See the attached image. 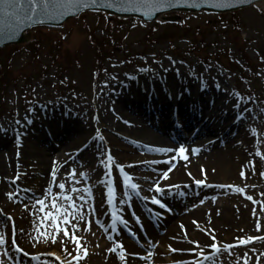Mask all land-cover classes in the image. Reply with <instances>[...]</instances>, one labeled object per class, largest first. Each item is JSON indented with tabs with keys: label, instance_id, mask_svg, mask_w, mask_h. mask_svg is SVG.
I'll list each match as a JSON object with an SVG mask.
<instances>
[{
	"label": "rangeland",
	"instance_id": "1",
	"mask_svg": "<svg viewBox=\"0 0 264 264\" xmlns=\"http://www.w3.org/2000/svg\"><path fill=\"white\" fill-rule=\"evenodd\" d=\"M172 17L176 18V22H171ZM28 34V43L0 49V140L4 144L9 143L8 146L0 147V234L5 238L4 245H0V261L3 264H60L55 256L64 259L59 244L63 233L57 236L58 243L55 245L40 242L44 239L40 234L54 233L55 228L46 219L45 213L51 210L53 196L60 198L64 195H71L77 208L85 214L83 221H72L78 225L77 235L82 237V244L88 249L87 257L80 264H126L119 260V250L116 253L109 251L118 244L125 245L126 239L138 250L146 252L142 258L140 254H132V259L140 261L141 264L153 263L155 247H163L159 245L158 239L153 241L152 248L147 247L145 242L143 243L146 246L141 245L122 227L120 220L133 222V216H137L138 210L142 211L145 207L153 210L159 206L152 204L153 195L165 203L167 208L168 195L172 196V193L164 195L167 186L163 185L168 181L164 175L157 181L134 178L136 174L143 176L152 173L145 165L158 163L152 159L156 153H142L141 155L148 154L152 157L142 162L128 159L134 156L129 151L134 150L133 146L138 142L130 136V125L126 124L128 121H123V127L114 131L115 121L110 116V121L102 123V134H98L99 137L102 135L101 140L105 145L96 143V148L94 144L90 146L85 143L78 152L84 151L72 157L71 150L67 149L79 146L71 145L79 137L75 130L44 132L40 125L41 130L37 133L34 120L40 121L35 110L38 105L46 106L54 102L55 106L62 104L76 113L83 110L82 113L94 112L101 91L115 90L112 86L115 79L137 71L145 64L154 65L158 59L168 63L175 62L178 66L180 64L191 73L211 71L210 74H220L224 77L225 91L232 92L240 102L239 106L243 108L241 117L248 118L247 123L233 116L225 120L222 118L217 130L208 126V133L202 129L196 133L197 137L190 139L189 134L194 133L196 128L191 130L190 127L187 131L176 132L170 124L165 123L175 132L170 135L166 131L168 136L165 138L174 145L178 143V149L183 147L189 159L194 156L193 158L201 160L202 155L211 156L217 151L226 156L229 152V156H226L229 164L244 171L243 188L237 186L243 191L238 195L243 200L244 196H252L251 203L255 205V209L251 213L250 210L247 211L241 219L242 225L254 228V237H264V1L225 15L173 12L153 23L120 19L103 13H85L67 21L60 28L37 27ZM104 86L106 87L102 88ZM102 96L105 100L98 101L100 110H114L115 103L107 99L106 94ZM123 109L132 122H139L154 130L146 121L142 106L126 102ZM192 111L204 118L217 116L215 112L210 113L213 112L210 109ZM76 113L73 112L81 122L90 123L91 119H84ZM223 121L228 122L229 126H224ZM205 122L208 124L207 120ZM105 136L118 141V145L114 149L108 147ZM207 138L218 140L212 145L213 149H207L210 147L204 143ZM182 141L187 142V145L197 146L190 149L180 143ZM199 142L202 144L198 145ZM139 143L141 146L145 145L141 141ZM11 147L16 151L14 156L9 155ZM109 155L112 157L111 163L108 160ZM240 155H243L242 158ZM179 156L181 155L178 152L175 159L178 160ZM26 164L30 167L24 173L22 171ZM120 167L127 174L131 172V182L139 185V193L125 186ZM53 169L56 170L55 180L52 176ZM174 169L176 165L171 160L165 170H161L172 172ZM81 172L85 175L81 176ZM60 183L65 184V189H59ZM157 184L163 189V194L155 190ZM183 185L186 190L191 191L194 186H207L196 183ZM146 187L149 191L143 192L142 189ZM209 187L212 190L217 188L216 185ZM171 188L173 186H168V190ZM109 189L115 190L112 204L108 202ZM209 190H200L198 194L202 195L197 201L186 203L180 208L186 212L198 208V201L209 196L212 192ZM9 193H12V199L8 198ZM118 197L121 198L119 204ZM40 198L47 205L44 212L39 211L37 200ZM57 202L71 211L68 201L58 199ZM113 212L119 218L115 227ZM169 214L171 211L167 215ZM156 218L159 219L157 216ZM177 219L174 218L173 222ZM59 223L61 227L70 229L69 235L76 231L71 229V224L64 225L63 218ZM119 227L122 231L115 230ZM143 229L140 225L138 232L144 233ZM165 230H155L156 235L162 238ZM120 233L126 234V239L119 237ZM34 237L37 239H33ZM191 239L194 237L187 236L185 239L176 240L169 238V242L183 245L186 250L173 248L178 251H170L162 257L177 258L173 264L200 261L195 240ZM261 241L263 243L260 245L258 241H254L255 243L244 246L250 248L249 250H240L242 246L227 250L222 248L219 254L212 250L207 255L210 258L201 261V264H231L235 253L240 254V251L250 254L254 264H264V255H261L264 253V240ZM213 243L217 242L209 238L208 245ZM17 247L27 251L28 255L17 251ZM68 248L74 254V245L69 244ZM246 260L249 263V259Z\"/></svg>",
	"mask_w": 264,
	"mask_h": 264
},
{
	"label": "bare ground",
	"instance_id": "2",
	"mask_svg": "<svg viewBox=\"0 0 264 264\" xmlns=\"http://www.w3.org/2000/svg\"><path fill=\"white\" fill-rule=\"evenodd\" d=\"M209 72L211 71H197L195 73H191L189 69H184L180 64L178 66L175 62L168 63L158 59L154 65L145 64L141 69L131 71L129 74L124 75L119 79H115V83L112 85L115 90L104 89V91H101L102 95L106 94V98L111 99V101L115 103V109L112 111L109 109L106 112L100 110V104H98V101L105 100L101 94L97 99L94 112L89 111L82 113L84 112L83 110L81 113H76L65 105L57 104L58 107L55 106V102L53 104L49 103L46 106L38 105L35 109L40 119V121L36 119L34 120V126L37 128V133L40 132L41 128L39 126L41 125L43 126L44 132L51 130L54 133H60L64 130H75L79 134L77 141L71 144L72 146L74 144H79L78 148L72 147L71 149H67L68 151L71 150L72 157H76L84 151L81 150L78 152L80 147H82L85 143L90 146L94 144V147L96 148V143L105 145L103 140H101L102 135L99 137L98 134H102V123L110 121L111 118L115 121L113 124L114 131L123 127L122 124H125L123 121H128L126 124L130 125V136L138 142V144L135 143L133 146L134 150L131 149L129 151L134 156L131 158L127 157L128 159H132L135 162H142L152 158H150L148 154L147 156L141 155L142 153H156V156L152 159L158 163L154 162L153 164L145 165L146 169L150 170L149 172L152 173L143 174V176L136 174V177L134 178L146 179L147 181H157L162 179V175L167 173L169 178L165 179L168 181L164 183L163 187L167 186V189L164 190V195L172 193V196L168 195V206L165 209H161L159 206H156L153 210L145 207L144 210L137 211V216H133L135 218L133 219V222L122 223V227L126 228L128 232L141 243V245H144L143 242H145L147 247L152 248L154 246L153 241L158 239L159 245L163 247H155V258L153 259L152 264H173L174 261L178 260L174 257L169 259L162 257V255L170 253V249L185 248V246L176 242H169V238L176 240L185 239L187 236H193L194 239L191 240H195V242H199L201 245V248H195L196 251L199 252L198 258L201 259V252L207 256L213 250L212 247L208 245L209 238L212 239L213 235L216 237V242L222 246L238 242V238L240 237H254L255 235L254 228L250 229L248 226L245 227L242 225L243 223L241 219L245 217L244 215L245 213H248L247 211L250 210L251 213L253 208L255 209V205H252L251 200H248L245 196L243 200L235 191L237 186H241L243 188L242 184L245 182L244 175L241 176L240 173L244 171L240 167L234 168V165L229 164L226 159V156H229V152L226 156L223 155L221 151H217L211 156L209 154H205L202 155L201 160L193 158L194 156L190 159L188 158L187 160L179 156L180 158L177 160L175 158H177V154L179 152L178 143H176L177 145H174L165 137H162L159 133H156L152 129L146 127L144 124L141 125L139 122H132L129 115L127 114V117L123 112V104L126 102L137 104L138 106H142L143 104L161 105L166 102H174V104H185L186 106L192 107L196 110L210 109L224 120L233 116L240 118L241 121H246L247 123L249 119H242L241 116L243 108L239 106L240 102L237 100L236 96L232 92L225 91L223 88L225 83L223 80L224 77L220 76V74H210ZM105 87L106 86L102 88ZM36 111L34 112L35 114ZM72 111L79 114L84 119H91L90 123L81 122L80 119L76 118ZM159 112L162 114L163 118H166L165 110L162 109V111ZM89 116H91V118H89ZM206 120L207 122L209 121L207 117H195L194 122L192 123V126L194 127H192L191 130H194L198 126L196 131H200L202 126L206 125ZM223 122L225 124L224 126H229L228 122ZM211 125L214 127L216 126L213 122H211ZM197 136L198 135L194 134L193 137L195 138ZM191 137L192 136L188 137V139ZM10 138L14 137L10 136ZM104 138L106 139L108 147L114 149L118 145V141L113 138H108L107 136ZM140 141L145 145L141 146L139 143ZM217 141L218 140L213 138H207L204 143H207L208 146H210L207 147V149H213L212 145H214ZM180 143L185 146L188 144L184 141ZM231 143H233V141ZM8 144H4V142L0 140V147L8 146ZM201 144V142L198 143V145ZM147 146L150 149L147 148ZM187 146L190 147V149L192 147L195 149L197 145ZM215 146L214 149H217ZM232 146L234 147V145ZM87 148L89 149V147ZM201 149L205 150V148ZM39 150L42 151V149ZM9 152V155L14 156V154H16V151L12 150V147L9 148ZM242 156L243 155H240L239 157L242 158ZM165 160H168V162ZM171 160L172 163L176 165V169L172 172L164 171L165 167L170 164L169 162H171ZM161 161L163 162L161 163ZM27 167H30V165L26 164L25 170L22 172L26 173ZM162 168H164V170H161ZM201 169H203V172ZM196 172H198V174H196ZM189 173H191V175H189ZM128 175L133 176L131 175V172H128ZM196 179H203L207 185L206 188H198L197 186H194L192 191L186 190L183 184L195 183ZM39 182L40 181H38V183ZM132 183H134V181ZM210 185H216L217 188L212 190L209 187ZM168 186H173V188L168 190ZM148 187L150 188L151 186ZM148 187L142 189V191L148 192ZM200 190H209L212 192L206 198L198 201L200 204L198 208L188 210L187 212L180 208L186 203L197 201L202 195L198 194ZM154 196L155 195H153V197ZM118 200L117 202L119 204L121 202V198L118 197ZM170 211L171 214L167 215ZM156 216L159 219H157ZM174 218L178 219L173 222ZM192 221H196L197 223L193 224ZM140 225L144 227V233L138 232V227H140ZM154 229L158 231L166 230L164 231L163 237L159 238L156 235L157 231ZM115 230L122 231V228L119 227ZM251 231L253 232L249 234ZM125 235L126 234L123 233L118 234L119 237L122 236L126 239ZM149 235L151 241H149ZM257 241L258 245L263 243L261 240ZM124 247H126L125 250L128 253L124 263L141 264L140 261L132 259V254H140L142 258L146 255V252L138 250V248L130 244L127 239ZM187 249L195 251L191 248ZM239 249L249 250L250 248L242 246ZM232 251L235 252L238 250ZM251 257L252 256L250 254L240 251V254L235 253V259L231 264H244L246 259H249V263L247 262V264H254Z\"/></svg>",
	"mask_w": 264,
	"mask_h": 264
},
{
	"label": "water",
	"instance_id": "3",
	"mask_svg": "<svg viewBox=\"0 0 264 264\" xmlns=\"http://www.w3.org/2000/svg\"><path fill=\"white\" fill-rule=\"evenodd\" d=\"M264 0H167L155 8L152 0H139L135 6L128 0H48L53 5L49 15L28 12L29 0H20L23 9L17 16L8 15L6 6L0 5V49L22 45L30 41L29 31L37 27L60 28L67 21L85 13H104L120 19H138L153 23L164 19L166 14L180 13H213L229 14L243 10ZM111 5V6H108ZM171 22H176L172 17Z\"/></svg>",
	"mask_w": 264,
	"mask_h": 264
},
{
	"label": "snow or ice",
	"instance_id": "4",
	"mask_svg": "<svg viewBox=\"0 0 264 264\" xmlns=\"http://www.w3.org/2000/svg\"><path fill=\"white\" fill-rule=\"evenodd\" d=\"M129 3H132L133 6H135L137 3H139V0H128ZM167 0H152V7L155 8L157 6H160V4L162 3H166ZM0 5H4L6 6V8L10 11H8V15L10 16H17V11L23 9V5L20 3V0H0ZM29 9L28 12L32 13L33 15L36 14V7H39V14L40 15H49L50 14V9L53 7V5H51L48 0H29ZM33 5H35L36 7H33ZM111 6V5H108ZM102 138V137H101ZM164 151H171V150H164ZM185 149L183 147L179 148V153L180 155L187 160L188 156L185 155ZM109 162H112V157L111 155H109L108 157ZM171 163V162H169ZM201 171L203 172V169H201ZM120 172L124 175V184L126 187L131 188L132 190L137 191V193H139V185L136 183H132V177H130L125 171L123 167H120ZM81 176L85 175V173L81 172L80 173ZM189 175H191V173H189ZM241 176L244 175L243 172L240 173ZM52 176L53 179L55 180L56 177V170L53 169L52 171ZM165 179H168V174L165 173L164 175ZM196 185H205V181L203 179H196L195 180ZM59 189L63 190L65 189V184L64 183H60L58 185ZM157 192H160L161 194H163V189L159 186V184L156 185V189ZM72 191H77L76 189H72ZM114 189H109V199L108 202L109 204L113 203V198H114ZM235 191L237 193H240L243 191L242 188L240 187H236ZM49 192H51V190H49ZM90 194V193H89ZM8 198L12 199L13 195L12 193L8 194ZM58 199H63L65 201H68L71 207V211H69L68 207H63L60 204H58ZM248 200H252V196H248L247 197ZM152 204L154 205H159V207L161 209H165L166 208V204L162 203L159 199L156 198H152L151 200ZM255 203V201H253ZM37 204L40 206L39 207V211L44 212L45 208L47 207V205L45 204V200L43 198H40L37 200ZM193 207H195V205H193ZM45 217L46 219L50 220L52 222V226H54L55 231L54 233H41L40 235L44 237V239L40 242L43 243H50L52 245H55L58 243L57 241V236L60 235V233H63L62 236H60V240H59V244L62 248V252L64 255V259H61V256H55V259L57 261H60V264H80L81 260L86 258L88 255V249L87 247H85L82 244V237L77 235V232L79 231V227L76 223H73L72 221L74 220H79V221H83L85 219V214L77 208V206L75 205V203L73 202V197L71 195H64L63 197H56L53 196L52 197V201H51V210L47 211L45 213ZM69 217H71V220L69 219ZM63 218V224L64 225H69L71 224V229H74L76 231H73L71 235H69V231L70 229L68 228H63L61 227L59 221ZM113 227H115V223L117 221V219H119L115 212H113ZM121 223H126V221L124 220H120ZM193 224H196V221H192ZM183 227V226H181ZM87 230V229H85ZM257 230H259V225H257ZM31 235V234H29ZM134 235V234H133ZM67 238V239H65ZM33 239H37L36 237H34ZM212 240L216 241V237L213 235L212 236ZM257 240H264V237H260V236H245V237H240L238 238V242H234V243H230L227 245H220L219 243H213L211 245L213 251H215L217 254H219L222 251V248L224 250L233 248V247H237V246H246L248 244L253 243L254 241ZM5 243V238L2 234H0V245H4ZM14 243V241H13ZM196 244V248H201V245L199 244V242H194ZM72 244L74 245V254L73 252L69 251L68 245ZM17 251H22L24 253L25 256L28 255V252L25 251L22 248L17 247L16 249ZM117 250H119L118 252V257L119 260L121 261H125L126 257L128 255V253L125 251L124 245L118 244L116 248H110L109 251L116 253ZM173 252L178 251L177 249H170ZM4 255H7V253H4ZM54 255V254H53ZM261 255H264V253H261ZM200 261H193L192 264H201V261L203 260H208L210 257L205 256L203 254V252L200 253ZM33 259H39V257H33ZM0 264H3V261H0ZM244 264H247V261L245 260Z\"/></svg>",
	"mask_w": 264,
	"mask_h": 264
},
{
	"label": "trees",
	"instance_id": "5",
	"mask_svg": "<svg viewBox=\"0 0 264 264\" xmlns=\"http://www.w3.org/2000/svg\"><path fill=\"white\" fill-rule=\"evenodd\" d=\"M165 38H167V37H165Z\"/></svg>",
	"mask_w": 264,
	"mask_h": 264
}]
</instances>
